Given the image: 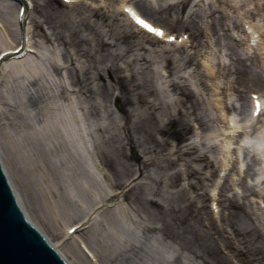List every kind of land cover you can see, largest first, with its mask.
Returning a JSON list of instances; mask_svg holds the SVG:
<instances>
[{
    "label": "rangeland",
    "instance_id": "rangeland-1",
    "mask_svg": "<svg viewBox=\"0 0 264 264\" xmlns=\"http://www.w3.org/2000/svg\"><path fill=\"white\" fill-rule=\"evenodd\" d=\"M44 1L33 0L36 6L30 12L32 43L36 48L32 57L34 62H41L42 69L31 75L21 71L9 78L7 74L0 75V153L16 191L35 223L49 232L51 238H56L52 229L60 225V220L94 209L88 202L93 193H110L127 183L133 171L116 175L118 164L138 167L145 160L147 167L142 174L138 172L133 176L134 181L125 188V196L120 199L126 205L125 210L117 204L118 200L112 201L123 210L125 221L113 219L108 212L111 207L106 203L103 207L107 208L99 207L96 211H100L82 226L85 228L81 233L85 231L84 237L100 251L102 259L108 264H236L234 257L242 263L245 260L243 264H264V261L260 263L259 254H255L264 249V218L260 223L254 214L258 212V196H264V182L259 184L254 179L258 172L256 167H259L257 162L253 166L254 160L259 156L252 147L244 149L250 174L240 180L235 175L236 168L232 169L233 173L227 176L220 192L219 214L223 211L224 219L214 218L210 205L209 189L220 167L216 153L219 146L214 140L207 139L205 133L208 124L215 126L217 123L220 128L221 123L212 112L215 92L208 71L199 64L200 53L215 52L210 56L213 58L211 63L221 62L222 68L226 64L230 69L229 77L218 76L220 88L217 91L223 95L225 88L227 91L230 88L231 96L227 100L231 108L239 112L241 121L246 119L244 113L248 109V91L251 89L237 73L239 59L247 69L257 70L264 78V71L254 59L261 58L259 50L247 54L245 45L237 44L242 37V28L239 31L235 27V23L240 26V16L235 8L230 9V0H192L182 13L172 10L171 15L153 11V16L176 32H195L187 47L181 45L178 52L172 53L177 48L170 52V62L165 60L166 55L161 50H149V46L139 49L135 44L136 35L127 41L115 38L114 33L129 26L124 24L122 15H116L112 5L114 0H105L104 5L99 0H76L69 5L53 0L60 11L54 19L62 17L57 23L54 19V22H46ZM147 1L156 8L164 2ZM134 2L148 11L142 0ZM0 3L3 7V0ZM212 8L218 11L211 14ZM220 11L226 15L222 20L226 30L219 22ZM95 12L97 16L93 14ZM198 12L199 16L196 15ZM261 13L257 19L264 30V11ZM201 20L213 25L208 33L196 31V24ZM70 28L78 29L73 41L68 36ZM57 33L68 39V43L58 40ZM205 42L213 50L207 48ZM189 52L199 56L188 62L185 54ZM108 65L110 69L105 68ZM56 66H60L58 73L54 70ZM84 72L89 79L83 77ZM78 77L83 80L82 85L77 82ZM121 86L128 92L129 101H125ZM90 87L96 91H86ZM103 87H107L105 91ZM111 93L119 97L121 108L117 106V100L112 97L109 100ZM152 113L153 119L148 124L154 134L144 137L146 140L141 138L146 143L147 154L143 152L141 141L130 150L120 125L124 119L131 125L137 121L138 114ZM124 114L129 118H124ZM172 119L171 123L169 120ZM249 128L250 137L259 130ZM132 135L136 141L140 136L133 130ZM123 152H126L125 156ZM103 153L114 156V160L107 162ZM91 154L100 158L105 173L95 168ZM151 156L156 159L147 158ZM114 174L120 180L115 181ZM234 183L238 184L239 192ZM137 190L146 191L145 197L157 201L159 205L151 208L157 216H151L139 206L134 198ZM230 200L240 203L250 216L237 215L239 220L230 207ZM47 205L58 212L55 218ZM171 205L181 208L183 221L194 227L193 231L183 232L178 223L175 224L178 237L174 234L176 230L170 229L173 237L162 233L167 218L161 211L171 209ZM95 220L99 222L96 224ZM224 223L236 228L243 225L247 232L230 236L225 232ZM110 228L121 231L127 240L122 241L124 245L118 243L120 248L107 256L104 242L114 241ZM255 246L259 250H255ZM260 252L261 255L264 253ZM200 253L208 254V259L200 258Z\"/></svg>",
    "mask_w": 264,
    "mask_h": 264
},
{
    "label": "bare ground",
    "instance_id": "bare-ground-1",
    "mask_svg": "<svg viewBox=\"0 0 264 264\" xmlns=\"http://www.w3.org/2000/svg\"><path fill=\"white\" fill-rule=\"evenodd\" d=\"M30 1V0H29ZM53 0H45V6L44 8H46V12L47 15L45 17L46 22H54L57 23L59 21V19H54L55 16H59L58 13H60V11H57L56 6L52 3ZM116 3L117 0H114ZM144 2V5H146L145 7H147L148 11L146 9H143L142 7H139L138 5L136 6V3H133L131 0H118V10H116L115 7V12L116 15H122V19L124 20V24H126L127 26H129V28H123L119 30V32L114 33L115 34V38H120L123 41H127L129 39L130 36H134L136 35L138 37V40H136L137 43H135L139 49H145L148 46L150 47L149 50H161V53L164 54L165 56V60L167 59V62H170L171 58L169 57V54L171 51L174 50L172 53L178 52V48L179 46H181L180 44H172L169 42H165L162 39L156 38L154 35H151L150 33H147L146 31H142L139 27H137L133 21H131L130 18H128L127 14H125L124 12V7L126 5H130L132 7H137L139 9L140 12H142L145 16H148L151 21H155L156 25H162L164 24L165 26V34H172L169 29L173 30V28H171L168 24L163 23L162 20H158L157 17L153 16L155 12L160 13L161 11H163L164 13H167L168 15H171L170 12L172 10H175V12L177 13H182L185 10V7L187 5H189V2H191L192 0H163V3H160L159 7L156 8V6H152L150 2H148L147 0H142ZM217 2L221 0H216ZM4 4L2 7V3H0V28L2 25V28L0 29V53L4 52V50H14V48H16L20 42L24 43V47H32V43H31V30L29 25L27 27L28 32H27V37L26 35L21 37V30H20V25L19 22L20 20H18L19 18V2L18 1H9V0H3ZM230 9L235 8L236 11L238 12L239 17V21H240V26H237L235 23V27H237V29H239L240 27L242 28L241 31V39L237 40V44L242 45L244 42L242 40H245L246 42L244 43L246 45V48L248 49H258L261 58H257L255 57V63L259 66H261L263 64L264 66V36L262 35L261 38V31H262V27L260 24L259 20H256L257 18H259V16H261V12L264 11V3H261L260 0H230ZM108 3V2H107ZM239 3V4H238ZM35 4V3H34ZM254 6V10L251 11L249 10V7ZM36 6V4H35ZM154 8V9H152ZM248 8V9H247ZM217 9H210L211 14H214V12H217ZM235 11V12H236ZM94 12V11H92ZM251 12V16L249 15V13ZM58 14V15H57ZM94 15L97 16L98 13H93ZM220 14L222 15L221 20L219 21L222 25L223 28L226 30V23L223 22V18L225 13H223L222 11H220ZM197 16L200 15V13L198 12L196 14ZM249 15V16H248ZM73 15H71L72 17ZM104 16V13L103 15ZM226 16V15H225ZM81 18V17H80ZM103 18V17H100ZM54 19V20H53ZM82 19V18H81ZM225 19V18H224ZM249 19V20H248ZM177 20H180L179 17H177ZM223 20V21H222ZM223 22V23H222ZM61 24L64 25V22L61 21ZM109 25V24H108ZM245 25H248V28H245ZM167 26V28H166ZM213 27L212 24H207L206 28L207 30H211V28ZM169 28V29H168ZM249 30H251L249 32ZM197 31L202 32L200 30V28H197ZM240 31V29H239ZM78 32V29H74V28H70L69 30V39L70 41H73L75 38L76 33ZM193 33V32H192ZM256 34H258L257 36V41L251 45L250 43V39L253 38ZM194 34H192L193 36ZM240 35V34H239ZM48 40H49V36L44 35ZM56 38H58V40H62L63 44L68 43V39H65L63 35H59L58 33L55 35ZM182 36V35H181ZM21 40V41H20ZM103 41H100V43H102ZM186 43V41L184 42ZM200 44V43H199ZM133 45V43H132ZM210 44H207L205 46H207V48L209 47L210 50L211 47L209 46ZM158 49H157V48ZM172 49H170V48ZM257 51V50H256ZM192 53H186L185 55L188 56L187 61L190 62L191 58H197V56L199 55H191ZM200 61L199 64H201V66L206 69V71H208V76L210 77L211 83H213L212 88H214V94H213V99H212V112L215 115L217 121H219L221 123V127L219 128L218 124L216 123L215 126L214 124H208L207 125V131L205 133V137L207 139H211L212 141L214 140L219 147H217L216 152L218 155V162L221 165V168L224 170H228V167L231 164H233V168H236V174L238 176V178H240V180H243L246 178V176H248L250 173L248 172V170L250 169V167L248 166L247 162H245V154L243 153V149L248 148V147H252V149H254V151H256L258 159L254 160V165L256 166V164L258 163L259 167H256V174L254 177V179L258 180V183L261 184L260 182V178L262 176H264V78L260 77V73L257 72V70L250 68L247 69L243 63L241 58L239 59V67L236 68L237 73L240 75V77L242 78V80H244L245 83L248 84L249 89H251L250 91H248L249 93V105L252 102V98H250V96H252V92L256 93L260 99V102L262 103V110L261 113L259 114V118L253 116V108H249L246 109V112H251V114L249 115V117L247 119H245L244 121H241L239 119L240 114H238L239 112L237 110H234L231 108L229 102L227 101V98L229 96H231V90L230 88L229 91H227V88H225V93L222 95L220 94L219 91H217V89H219V81L217 79H219L221 74H224L223 77H226V75L228 76L230 73V69L228 70L227 65L225 64L224 68L221 67V62H212L211 60H213V58H210V54H208L206 51H204L203 53H200ZM12 58V57H11ZM35 58H33L30 54H28L27 56L24 57V59H12V61L10 60H1L0 66H1V71L4 74H7V78L11 77V76H16V73L18 72H22L24 73V75L29 74L31 75L33 71H37L39 72L40 69H42V66H40L41 62L36 61L34 62ZM142 59L144 61H147L145 57H142ZM253 59V58H252ZM240 63H242L240 65ZM254 64V63H253ZM255 66V64H254ZM59 67L60 66H56L54 68V70L56 71V73L59 72ZM256 67V66H255ZM106 69H110L111 66H106ZM7 72V73H6ZM100 72V71H99ZM84 78L89 79V77L86 76V72H84ZM208 77V78H209ZM229 77V76H228ZM77 82L79 84H83V80L81 79V77L77 78ZM85 87V86H84ZM122 87V86H121ZM107 87H103L104 91ZM122 90L125 91L124 86L122 87ZM86 91L89 92H94L96 91L95 89H92V87H90V89L88 88ZM218 95L224 96V98L220 99V97H218ZM124 96L126 97L125 101H129L130 98L128 96V92H124ZM69 97V96H68ZM111 97L112 98H117L119 99V97L115 96V94L111 93L110 94V101H111ZM208 105L210 102H207ZM234 105V104H233ZM85 113V112H84ZM124 118L129 116H126V114L123 115ZM258 118V119H257ZM153 119V113L152 114H148V115H144V114H138L137 116V121L133 122V126L129 125L127 123V121L124 119V123L121 124V129L124 132L125 136H126V140H127V144L130 146V150H133L134 147H136L137 142L141 141L140 144L143 145L142 149L143 152L145 154H147L146 152V143H144V141L141 139L144 137L145 138H149L151 137L154 133L153 130L149 127V121H151ZM77 121V120H76ZM171 123L173 122L172 120H169ZM256 122V123H255ZM252 124H255L254 127H257L259 130H256L255 132L256 135H252L251 137L249 136V127H251ZM253 127V128H254ZM133 132L139 136L138 140L136 141L134 138V135H132V130ZM256 128V129H257ZM162 131H164L165 129H161ZM143 135V137H142ZM113 139L115 140V135H112ZM258 137V138H257ZM257 138V139H256ZM146 140V139H144ZM117 141V140H116ZM120 148L124 147V146H119ZM146 151V152H145ZM101 153V152H100ZM102 154V153H101ZM126 152H123V155L125 156ZM104 157H106V161L107 162H111L114 160V156H111L109 153L105 154L103 153ZM109 155V156H108ZM0 156L2 158V154L0 153ZM127 156V155H126ZM99 157V156H98ZM148 159H156L155 157H147ZM127 159V157H126ZM3 162L4 159L2 158ZM257 162V163H256ZM106 167H108V163H106L104 161ZM148 163L143 160L141 163H139L138 167H134V165H120L118 164V171L115 172L116 175H124V173L128 170H132L133 172L131 173L130 177H133L134 175H136V173H140L142 174L143 169H145V167H147ZM244 166L246 167L244 170ZM248 166V167H247ZM110 168V167H108ZM107 168V169H108ZM133 168V169H132ZM258 168V169H257ZM102 171V170H101ZM99 171V172H101ZM95 175L97 176L96 171ZM114 174L115 176V181L120 180L119 176L117 178V176ZM262 174V176L260 175ZM261 176V177H260ZM129 177V178H130ZM135 179V178H133ZM218 178L216 179L217 181L213 184H211L210 189H212L213 185V189L218 187ZM134 180H132L130 183H132ZM215 181V179H214ZM213 181V182H214ZM12 182V180H11ZM236 183H234L235 185ZM225 185V184H224ZM238 185V184H237ZM236 185V186H237ZM14 186V183H13ZM15 187V186H14ZM120 189V188H119ZM15 191H16V187H15ZM123 190L121 189V192ZM17 196L19 198V200H21L20 198V194H18V191H16ZM108 192L106 191V193L103 194L102 193H93L90 197H89V203H92L93 205L98 204L99 202H101L102 200H105V202L107 203L106 206H110L111 209L108 210L109 214L111 215V217L114 219H120L122 222L125 221V214L124 212H122V210L119 208L118 205H115L113 202H116L118 198L121 197V194L123 193H117V194H111L108 195ZM136 195L134 196V198L136 199V201L139 203V206L143 209H145L146 211L150 212L151 216H157L155 215V212H153L151 210V208H155V204H158L157 201H154L153 198L149 199L148 197H145L147 192L146 191H135ZM259 200H261L262 202L264 201V198H262L261 195L258 196ZM22 201V205H24L25 202ZM113 201V202H112ZM108 202H112V205H108ZM230 207L234 209V211L236 212L235 216H250L247 215L248 212L244 211L243 206H241L240 203L235 202V200H230ZM259 203V201H258ZM105 205V204H104ZM159 205V204H158ZM259 205V204H258ZM47 207H50V205H47ZM107 207H103V209H105ZM171 209L169 210H165L163 208V210L161 211V214L163 216H165L167 218L166 221H164V226L163 229L164 232H162L163 234H166L168 237L169 235L173 237V233L170 232L171 230H176L177 228L175 226V224L179 223V227L183 228V232H190V230H194V227H191L189 224H186V222L183 221V218L180 215V211L181 208H179L177 205L176 207H174V205H171L170 207ZM23 209L25 210L26 214L28 215L29 219L32 220L33 223H35L34 219L31 218L30 214H28V209L25 207H23ZM57 209V208H56ZM258 210V212H254V214L256 215L257 220H259V222L261 223V220L264 218L262 215H264V209H262L260 206L256 208ZM90 210V209H89ZM84 211V213L79 212L78 214L74 213V215H70V217L64 218L62 220H60L61 222L59 223V226H56V228L52 229L53 233L55 234V237L50 236L49 232H46L44 230L43 227H41L38 223L37 224L38 228H40V230L42 232H44L45 236L48 237V240L50 241L51 245L54 246L56 248V250L60 251L61 254H63L65 256L66 259H68L69 263L72 264H108L106 262V260L102 259L103 256L100 255V251L97 250V248L95 246H93L92 242L87 238L84 237L85 231L83 232V234L81 233H77V231H75L73 234L69 233V230L72 226H74L75 224H79L84 226L87 221H83L85 220V218H90L93 216L94 213L100 211H96L95 209H93L92 211ZM50 214L51 216H54L53 218H55L56 214L58 213L54 207H50ZM108 212L104 213L107 214ZM243 212H245L243 214ZM92 215L91 217H89V215ZM221 217L223 218V211H221ZM104 215L102 216V218L104 217ZM237 216V217H238ZM94 217H96V215H94ZM93 218V217H92ZM160 219H162L161 217H159ZM261 218V219H260ZM100 219V218H99ZM224 219V218H223ZM239 220H241V218L238 217ZM96 224L99 222V220H95ZM109 222V221H108ZM111 222V221H110ZM227 224V223H225ZM171 225V228H169V230L167 229L168 226ZM242 227H234V225L232 224V227L234 228V232L236 234V236L238 235H242V233L245 235V233L247 232L246 228L241 225ZM175 228V229H174ZM161 229V227H160ZM110 235H112L114 240L113 242H111L109 244L108 240H106L104 242V245L106 247L107 250V256L108 254H113L114 252H116L119 248L120 245L118 243H122L124 245L123 242H126L125 238H123L124 234H121V231L119 232V230H112L110 228ZM174 234L177 235L178 237V232L177 231ZM59 233V235H58ZM195 237V236H194ZM230 237V236H228ZM54 238V239H53ZM236 238V237H235ZM243 238L245 239L246 236H243ZM242 238V239H243ZM123 241V242H122ZM195 241H196V237H195ZM87 248V250H89V252L91 253V256L85 252V249ZM255 250H259L256 246L254 247ZM260 251L264 252L263 250H259L258 253L255 254H259L258 258L260 259V263H262L261 261H264V253L261 255ZM260 252V253H259ZM204 255H202V253H200V258H202L203 260L208 259V254L203 253ZM240 261V260H238ZM245 262V260L243 261V263ZM241 262V264H243ZM239 264V263H238Z\"/></svg>",
    "mask_w": 264,
    "mask_h": 264
},
{
    "label": "water",
    "instance_id": "water-1",
    "mask_svg": "<svg viewBox=\"0 0 264 264\" xmlns=\"http://www.w3.org/2000/svg\"><path fill=\"white\" fill-rule=\"evenodd\" d=\"M0 264H68L33 223L0 156Z\"/></svg>",
    "mask_w": 264,
    "mask_h": 264
},
{
    "label": "snow or ice",
    "instance_id": "snow-or-ice-1",
    "mask_svg": "<svg viewBox=\"0 0 264 264\" xmlns=\"http://www.w3.org/2000/svg\"><path fill=\"white\" fill-rule=\"evenodd\" d=\"M65 3H71L72 0H64ZM261 3H264V0H260ZM126 11L129 12V14H131L132 18L135 20L136 24L139 25L142 29L146 30L148 33L156 36V37H159V38H163L165 33L163 31V29L161 28H157V27H154L153 25H151L150 23L146 22L144 19L140 18L139 16L136 15V13L132 12L131 9H126ZM183 39H187V37H184ZM177 40V37L176 36H173V35H169L167 37V41L169 43H175ZM255 41H253L254 43ZM253 100H258V98L253 95L252 97ZM254 115H258L260 114V104L259 102L256 103V112L253 113Z\"/></svg>",
    "mask_w": 264,
    "mask_h": 264
}]
</instances>
